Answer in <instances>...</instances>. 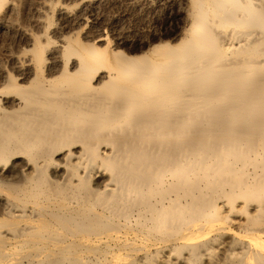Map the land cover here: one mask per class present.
<instances>
[{
	"label": "bare ground",
	"instance_id": "bare-ground-1",
	"mask_svg": "<svg viewBox=\"0 0 264 264\" xmlns=\"http://www.w3.org/2000/svg\"><path fill=\"white\" fill-rule=\"evenodd\" d=\"M0 264H264V0H0Z\"/></svg>",
	"mask_w": 264,
	"mask_h": 264
}]
</instances>
